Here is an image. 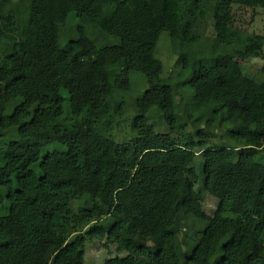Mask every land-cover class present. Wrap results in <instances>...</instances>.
Here are the masks:
<instances>
[{
    "label": "trees",
    "instance_id": "trees-1",
    "mask_svg": "<svg viewBox=\"0 0 264 264\" xmlns=\"http://www.w3.org/2000/svg\"><path fill=\"white\" fill-rule=\"evenodd\" d=\"M257 6L0 0V264H84L87 237L125 254L104 264H264V66L241 60L263 56L264 36L235 23ZM133 72L147 84L128 102ZM128 108L133 137L117 143Z\"/></svg>",
    "mask_w": 264,
    "mask_h": 264
},
{
    "label": "rangeland",
    "instance_id": "rangeland-1",
    "mask_svg": "<svg viewBox=\"0 0 264 264\" xmlns=\"http://www.w3.org/2000/svg\"><path fill=\"white\" fill-rule=\"evenodd\" d=\"M257 4L258 6L255 10L247 8L239 9L236 7L235 23L237 27L243 30L264 36V0H257ZM80 23L81 20L75 15H71L69 17L66 28H61L59 38V44L61 47H66L68 45V42L72 38L75 26ZM71 31L72 35H69L68 32L71 33ZM208 33L210 36L214 35L212 29H210ZM110 41L114 42L113 39H110ZM156 55L165 66L164 79H175L180 72V66L177 62V57L172 52L171 39L167 32L162 33L160 36ZM241 60L245 62L246 68L250 74L255 75L264 66V54L260 58H245L242 56ZM131 81L133 84V91L127 96L128 102H131V100L133 101L139 92H143L147 84L145 77L142 74L136 72L131 74ZM135 114L136 111L134 109L128 108L125 117L119 121L117 129L108 136L117 143L129 141L133 137L130 124ZM148 121L150 124L155 126V130L158 133L166 131V125L155 109H153L148 114ZM213 141H216V139ZM200 159L197 158L196 160V168L198 167ZM197 173L198 177H200L199 179H202V173L200 169H197ZM197 188L198 190L203 191L205 210L208 214L212 215L217 208V200L214 197L206 194L200 184L197 185ZM111 222V218L107 217L101 221V224L104 226H109ZM119 255L125 256V254H119L117 252L116 245L108 240V237H105L104 239L89 237L86 238L84 264H104L107 260L115 258Z\"/></svg>",
    "mask_w": 264,
    "mask_h": 264
}]
</instances>
